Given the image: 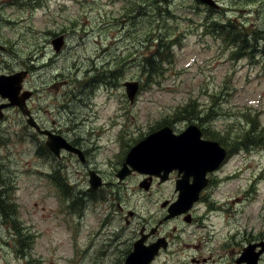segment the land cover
Here are the masks:
<instances>
[{
	"label": "rangeland",
	"instance_id": "rangeland-1",
	"mask_svg": "<svg viewBox=\"0 0 264 264\" xmlns=\"http://www.w3.org/2000/svg\"><path fill=\"white\" fill-rule=\"evenodd\" d=\"M152 1L0 0V42L8 51L0 52V71L30 68L35 115L47 127L61 123L57 131L79 149L53 159L37 133L2 137L0 189H8L1 193L11 207L7 218L0 215V264H123L144 225L147 232L164 221L161 236L178 229L176 246L199 240L210 225L214 252L224 242L242 241L244 251L248 240L264 239V0H216L222 9L214 11L199 0ZM161 7L167 19L146 14ZM231 22L258 34L254 52L238 54L225 41L221 26L232 29ZM61 35L66 44L58 52L52 41ZM156 36L174 44L160 55ZM153 53L162 73L152 81L143 56ZM106 69L110 85L98 82ZM128 80L140 81L133 101ZM20 114L9 113L16 126L25 123ZM190 124L230 151L205 192L207 215L208 205L199 204L202 226L190 225L191 210L167 218L168 200L178 195L175 175L159 183L128 165L130 175L117 177L150 133L168 125L182 133ZM91 171L103 182L94 192Z\"/></svg>",
	"mask_w": 264,
	"mask_h": 264
},
{
	"label": "flooded vegetation",
	"instance_id": "flooded-vegetation-1",
	"mask_svg": "<svg viewBox=\"0 0 264 264\" xmlns=\"http://www.w3.org/2000/svg\"><path fill=\"white\" fill-rule=\"evenodd\" d=\"M37 1H40V0H37ZM200 1L201 0H199L198 3L206 5L204 2H200ZM206 6L208 8L210 7L208 5ZM221 9L222 7H220L218 10H221ZM0 21L2 22L3 18H0ZM0 40H1V37H0ZM1 51H7V49L0 42V52ZM0 64L1 66H3V61L1 57H0ZM3 75L7 77L6 79L9 85H6V88L4 91H1L2 89H0V124H1L0 125V141H2V137H9L12 135H14L15 137L21 136V137H26V138H33L34 133H37L45 137V146H46L47 154L49 155V157L53 159L55 158L61 159L63 156V153L66 150H62V155L60 157L55 156L54 153L47 146V140H48L49 134H44V132H42V131L47 130L52 134L63 136L55 128V127L61 128L62 127L61 123H57L56 121H53L55 126L47 127L46 124L43 123V121H41V119L38 118V114L37 116L35 115V113H37L38 110L34 108V104H33L36 98V91L32 85V80H33V75H34L33 71L30 68L9 70L8 72L0 71V77ZM30 76H31V79H29ZM20 78H21V81H20ZM105 81L107 82L108 80H105ZM106 85H110V82H107ZM10 88H11V96H10ZM8 90L9 92H7ZM12 90H14L15 92H13ZM12 98H14L15 102H13ZM21 102H23L22 105L19 104ZM11 111H14V113H17V114H20V112L23 114L22 117L25 123L22 126H16L14 124L16 122V120L12 119L14 114L11 115V117L9 116V113H11ZM36 123L38 124L40 129L36 127ZM174 132L176 134L181 133V132L177 133L175 130ZM63 137L66 138L65 136ZM202 138L207 139L204 137V135H202ZM66 139L73 146L75 145L68 138ZM222 147L224 146L222 145ZM226 150H227V155H226V159H227L230 155V151L227 148ZM86 158L84 157L83 162H85ZM220 167L221 166H219L214 172L206 174L205 178L208 179V186L201 191L199 200L197 202H194L188 210L181 212L183 213V216L187 215V213H189L190 210L191 212H193L194 216H193L192 222L190 223L191 226L193 224L201 225V226L205 224V222H203V217L201 215H197L199 208H201L199 204L207 202L205 192L214 185L213 180H212V175L218 172ZM8 170L13 176L12 180L9 181V184L15 183V174L12 173L11 168H9ZM163 173L164 171L162 172V174ZM184 173H185L184 171L180 172L179 170L174 169L170 171V173L168 174L169 178L170 177L172 178V175H175V181H174L175 190L178 193V195H177V199L168 200L170 201V203L168 204V208H167L168 210L167 218L178 215L176 214V215L170 216L171 211L174 205L177 203L178 196H179V191L176 189V184L181 179H183ZM153 179L157 180V178H154V177ZM160 179L161 178L159 177V180H158L159 183H160ZM194 180H195V176L194 174H191L188 178L187 183L193 184ZM3 182H6V179H4L1 176L0 184H3ZM7 190L8 189H5V187H2L0 189V209H1L0 215L5 218H7L9 215L8 209L11 207V204L10 202H8V199L4 197V195L1 192L7 193ZM165 205L166 203L163 204V206ZM205 215H207L206 211L203 214V216ZM165 223L166 221L162 222L160 226H155V227L150 228L149 230H147V232H146V227L144 225V227L141 229L140 237H138V239L135 240L131 244V248L126 254L123 264H126L127 258L130 256V254L133 253V251L136 248L140 250L139 252L140 258H137L138 264H144L145 261L151 255H153V258L148 262V264H154L155 262H158L159 260H161L159 264H218L219 260L223 258L226 261L225 264H233L232 257L234 258V261L236 264H242V262L239 261L241 257L244 256L242 241L224 242L223 247L224 249H226V251H224L223 249V250H217L216 252H214V250L211 248L213 246V243H212V237H211L212 230L210 229L205 236L203 235L200 236L199 240L190 241L189 244H187L185 247H182V245L176 246L177 242H181V241H177L179 240V237H178L179 233L177 231L178 229L173 230L174 232L170 233V235L168 236L166 235L161 236V228L163 227ZM210 228L213 229V226L210 225ZM254 241L258 242L260 240H257V239L252 240V241L248 240L246 245H249L250 243H256ZM171 246H174V248ZM229 247L231 248L228 249ZM236 248H239L237 254L235 253ZM257 251H258V247L254 250V252H257ZM263 255H264V252L260 256L261 259ZM166 256H168V258H166ZM260 262L261 261H259V263Z\"/></svg>",
	"mask_w": 264,
	"mask_h": 264
},
{
	"label": "water",
	"instance_id": "water-1",
	"mask_svg": "<svg viewBox=\"0 0 264 264\" xmlns=\"http://www.w3.org/2000/svg\"><path fill=\"white\" fill-rule=\"evenodd\" d=\"M201 1L211 7H214L215 9H219L220 4H218L215 0ZM52 43L55 50L60 51L62 46L65 44L64 35L54 39ZM6 78L7 77L4 75L0 77L1 91H4L6 85H9ZM124 85L126 86L128 97L133 101L139 89V81L128 80L124 82ZM12 91L15 92L14 90ZM7 92H9V90ZM12 99L13 102H15L14 98ZM19 104L22 105L23 102ZM36 127L39 128L37 123ZM42 132L49 134L47 145L56 155H60V150L62 148H66L73 152H79V149L68 142V140H66L63 136L55 134L52 135L47 130ZM201 136L202 131L200 127L195 124H190L186 130L178 135L173 132L172 127L170 126H166L159 131H154L150 133L146 139L142 140L132 148L126 159L124 168L117 173V176L120 180H123L126 176H128L131 173L128 165L132 166L134 170L141 173L152 174L160 177L161 179L168 177V173L174 169H177L180 172L184 171L185 173L183 175V179L176 184V188L180 191V194L170 216L184 212L198 200L199 192L207 186L208 179L205 178L207 172L215 170L225 157V149L221 147L219 142L206 140L201 138ZM79 155L80 158L84 160V156L81 153ZM163 171L164 173L162 174ZM191 174H194L195 180L193 184H188V178ZM90 175L91 186L89 191H95L102 184V179L97 176L94 171H91ZM140 186L148 189L150 183L145 181L142 182ZM246 250L248 254L251 251V247ZM134 251L127 258L126 264H138L137 258H140V250L136 248ZM249 256L250 259H248L250 260V263L248 264H255L257 262L258 255L255 254V256H252L251 254H248V256H244L243 258ZM152 258L153 255H151L144 264H148Z\"/></svg>",
	"mask_w": 264,
	"mask_h": 264
},
{
	"label": "trees",
	"instance_id": "trees-1",
	"mask_svg": "<svg viewBox=\"0 0 264 264\" xmlns=\"http://www.w3.org/2000/svg\"><path fill=\"white\" fill-rule=\"evenodd\" d=\"M157 2H162L164 4H166L168 2V0H153L152 1V7H155ZM210 8V7H209ZM141 9V6H138V10ZM212 11H214L215 9L210 8ZM146 14H151V15H157L159 19L163 18V17H169L168 14L170 15L169 11L167 8L165 7H161V8H154V10H151L150 13H146ZM163 19H167V18H163ZM213 25L215 26L214 30L217 29L219 31V23L215 22L213 23ZM228 24H223L221 26L222 29H226V32L223 33V37L226 39L225 41L228 42H233L234 44L238 45V51L237 53H242V52H254L255 51V47H256V43L259 41V36L258 34L253 31L252 33H249L248 31H245L242 27L240 26H236L233 22H231L229 25L232 27V29H228L226 28ZM212 31L213 33L215 31ZM220 32V31H219ZM261 34V32H259ZM230 34V35H229ZM252 35V37H251ZM233 37V38H232ZM158 40V41H156ZM153 42L156 43L159 54L163 51L164 46L166 45H173V39L172 38H168L166 36L162 37L160 39V37L156 36L152 39ZM264 53V52H262ZM152 54H148L147 56H143L144 61L146 62L144 64V71L146 73V76L150 79H152V81L154 80V76L155 75H160L162 73L161 69L162 66L160 64V60L158 57L157 53H153ZM161 55V54H160ZM159 62V63H158ZM161 66V67H160ZM109 69H106L102 74L103 76L100 77L98 80H106V74L109 72ZM110 77V76H108ZM195 116H197V118L202 119L203 116H200V114H196ZM245 136L249 137V134L246 133ZM251 143H253L254 141H250ZM244 140L241 142V144L243 145Z\"/></svg>",
	"mask_w": 264,
	"mask_h": 264
}]
</instances>
